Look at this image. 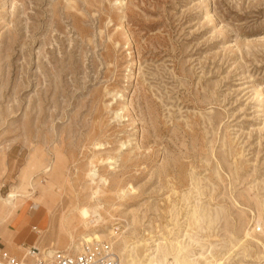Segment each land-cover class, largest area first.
Instances as JSON below:
<instances>
[{"label":"rangeland","instance_id":"obj_1","mask_svg":"<svg viewBox=\"0 0 264 264\" xmlns=\"http://www.w3.org/2000/svg\"><path fill=\"white\" fill-rule=\"evenodd\" d=\"M35 203L41 254L99 240L122 264H264V0H0L14 256L30 247L7 227Z\"/></svg>","mask_w":264,"mask_h":264},{"label":"built area","instance_id":"obj_2","mask_svg":"<svg viewBox=\"0 0 264 264\" xmlns=\"http://www.w3.org/2000/svg\"><path fill=\"white\" fill-rule=\"evenodd\" d=\"M29 249L31 253L38 251L34 246ZM0 264H119V258L110 244L95 242L83 244L75 254L56 250L50 257L35 258L32 262H23L0 248Z\"/></svg>","mask_w":264,"mask_h":264},{"label":"crops","instance_id":"obj_3","mask_svg":"<svg viewBox=\"0 0 264 264\" xmlns=\"http://www.w3.org/2000/svg\"><path fill=\"white\" fill-rule=\"evenodd\" d=\"M39 206L37 208L31 206V209L27 210V213L29 215V218L21 225V227H17L18 225H8V230L11 232V239L16 237L19 229H20V236L19 239L16 240V242L21 243L25 246L31 247L32 243L35 242V236L38 234V230L45 231V237H44V243H48V238L50 235V229H49V224L47 221H44V219L41 220H32V217L34 216L33 210H38ZM46 220V219H45ZM5 242L2 237L0 238V248L5 250ZM10 254V253H9Z\"/></svg>","mask_w":264,"mask_h":264},{"label":"bare ground","instance_id":"obj_4","mask_svg":"<svg viewBox=\"0 0 264 264\" xmlns=\"http://www.w3.org/2000/svg\"><path fill=\"white\" fill-rule=\"evenodd\" d=\"M95 173L94 172H90L89 173V176H93ZM13 198H14V193L13 192H10L8 195H7V197L5 198V199H3V202H2V205H12L13 204ZM15 206V205H14ZM34 206H38L36 203L33 205V207ZM79 214H80V217L83 219V222L84 223H86L87 221H89L90 220V222H93L94 220L92 219L93 217L95 218V221H98V219H100V216H99V214L97 213V211L95 210V209H93L92 211H89L87 208H82V209H80L79 210ZM95 242H100L99 240H93V241H91V242H88V243H83V244H90V243H95ZM106 243H108V242H106ZM82 244V245H83ZM108 244H110V243H108ZM82 245H80V248H81V246ZM111 245V244H110ZM111 247H112V245H111ZM80 248H79V250H80ZM113 248V247H112ZM37 250V249H36ZM113 250H114V248H113ZM5 251H7L8 253H10L11 255H13L11 252H9L8 250H6L5 249ZM114 252L116 253V255L118 256V258H119V264H122V262H123V258H122V261H121V258H120V256L117 254V252L114 250ZM41 253L40 252H36V253H31L30 252V249L23 255V256H15V257H17L18 259H20L21 261H23V262H32L35 258H48V257H50L52 254H53V251L52 250H49L48 251V254L46 253V254H44V253H42L41 255H40ZM68 254H70V253H68ZM14 256V255H13ZM169 256V253H167V255L165 254H163V256H160V258H159V260L157 261V260H155V259H153V260H149L148 259V262H146L145 264H165V262H166V259H167V257ZM188 263L189 264H191V262H189L188 261Z\"/></svg>","mask_w":264,"mask_h":264}]
</instances>
